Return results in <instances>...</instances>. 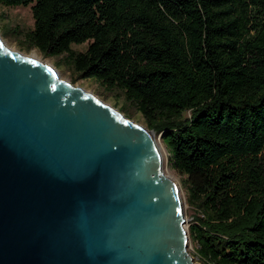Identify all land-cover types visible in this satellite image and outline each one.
Returning <instances> with one entry per match:
<instances>
[{
    "label": "trees",
    "instance_id": "obj_1",
    "mask_svg": "<svg viewBox=\"0 0 264 264\" xmlns=\"http://www.w3.org/2000/svg\"><path fill=\"white\" fill-rule=\"evenodd\" d=\"M27 50L119 91L197 212L201 264H264V0H0ZM85 44L83 51L71 46Z\"/></svg>",
    "mask_w": 264,
    "mask_h": 264
},
{
    "label": "water",
    "instance_id": "obj_2",
    "mask_svg": "<svg viewBox=\"0 0 264 264\" xmlns=\"http://www.w3.org/2000/svg\"><path fill=\"white\" fill-rule=\"evenodd\" d=\"M152 132L0 39V264H193Z\"/></svg>",
    "mask_w": 264,
    "mask_h": 264
},
{
    "label": "rangeland",
    "instance_id": "obj_3",
    "mask_svg": "<svg viewBox=\"0 0 264 264\" xmlns=\"http://www.w3.org/2000/svg\"><path fill=\"white\" fill-rule=\"evenodd\" d=\"M31 28L32 19L29 7L6 8L0 6V39L7 48L17 51L25 56L39 59V61L51 66L56 71L60 79L69 82L74 87H79L83 91L92 94L104 104L115 109L129 121L141 127H145L143 118L135 111L132 105L124 101V98L119 91L114 89L107 91L99 83L91 79L75 78V76L70 71L67 61L65 60V55H60L58 57H44L34 49L27 50L24 43L22 42V37L23 34L27 33L29 30H31ZM84 48L85 44L71 46V50L74 52L83 51ZM152 135L161 157L162 173L163 175L171 178V180L176 185L182 211L183 227L188 237V227L193 222L191 217L196 216L197 212L186 202V193L180 184L179 176L170 170L166 164L168 153L160 141L159 135H155L153 132ZM193 250L194 246L188 239L186 243V252L190 255L193 264H201V261L195 258Z\"/></svg>",
    "mask_w": 264,
    "mask_h": 264
},
{
    "label": "bare ground",
    "instance_id": "obj_4",
    "mask_svg": "<svg viewBox=\"0 0 264 264\" xmlns=\"http://www.w3.org/2000/svg\"><path fill=\"white\" fill-rule=\"evenodd\" d=\"M27 57H29V56H27ZM29 58H31V57H29ZM32 59H34V58H32ZM35 60H39V59H35Z\"/></svg>",
    "mask_w": 264,
    "mask_h": 264
}]
</instances>
